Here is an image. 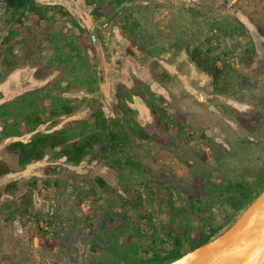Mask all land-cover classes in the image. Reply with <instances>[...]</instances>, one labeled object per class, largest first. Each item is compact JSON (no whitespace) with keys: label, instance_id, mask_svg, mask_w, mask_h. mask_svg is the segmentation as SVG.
Here are the masks:
<instances>
[{"label":"rangeland","instance_id":"rangeland-1","mask_svg":"<svg viewBox=\"0 0 264 264\" xmlns=\"http://www.w3.org/2000/svg\"><path fill=\"white\" fill-rule=\"evenodd\" d=\"M33 1L53 6L46 20L28 10L15 12L0 0V60L9 53L4 37L13 32L17 34L11 42L13 58L18 61L13 71L1 67L0 103L54 81L62 80V88L68 86L73 78L68 69L63 72L52 66L56 56L52 34H76L81 51L76 48L71 56L82 59L86 53L97 64L89 33L68 1ZM84 1L82 6L93 7L100 17L98 13L108 14L123 0ZM111 26L121 29L133 54L122 61L120 75L112 76L111 100L98 88L91 94L86 87H59L57 94L81 107L38 131L92 120L98 107L112 120L116 117L112 107L125 100L134 109L120 113L122 123L132 130L126 151L141 168H118L92 155L73 166L51 153L21 168L17 153L7 150L17 138L0 141V162L11 170L0 177V264H90L93 252L100 254L102 241L119 234L120 226L130 220L145 228V250L151 233L141 217L152 213L160 224L166 221L165 212L153 202L137 197L147 195L146 180L162 196L172 191L184 205L205 181L252 179L264 172V0H134L101 28L110 49ZM196 47L211 49L218 65L225 62L233 67L231 94L214 92L211 76L191 60L189 52ZM79 68L77 73L84 78L86 65ZM7 82L14 92L4 90ZM14 182L12 192H5V186ZM223 209L215 203L202 214L208 231L211 224L219 227L211 240L231 230L247 210L225 225ZM185 221L196 225L198 218L189 212ZM160 236L159 248L173 250L171 239L163 231ZM186 250L188 243L181 248Z\"/></svg>","mask_w":264,"mask_h":264},{"label":"trees","instance_id":"trees-1","mask_svg":"<svg viewBox=\"0 0 264 264\" xmlns=\"http://www.w3.org/2000/svg\"><path fill=\"white\" fill-rule=\"evenodd\" d=\"M93 1V0H92ZM8 6L15 12L28 10L31 14L37 15L40 19H47V12L50 6L38 5L33 0H6ZM52 20V19H51ZM54 38L50 43L56 54L52 60L53 67H59L63 72L68 69V86L62 88V80L54 81L47 87L29 90L20 94L12 100L0 103V141L7 138H17L7 146V150L17 153L19 167L43 160L48 154L54 159H65L69 165H79L88 155L97 159L105 158L113 162L118 168L126 165L140 170L141 166L131 156L127 155V147L130 144L132 130L127 129L120 118V113H133L134 109L122 100L121 106L112 107L116 117L109 120L103 108L98 107L92 114V120L83 119L67 124L53 131L41 132L38 128L48 122L53 124L56 119L63 115H73L81 107L67 97L57 94V89H83L94 94L98 90L99 82L96 73L92 69L87 58L75 59L71 53L76 48L81 51L78 44V36L74 33L52 34ZM16 33L5 35L3 45L9 48L5 51L7 55L0 60L1 67L7 72L13 71L18 66L17 59L13 58L12 40ZM70 48V53H65ZM194 64L209 74L212 78V87L215 93L221 95L231 94L235 90L234 69L229 63L223 62L218 65L219 60L212 54L211 49L203 50L194 48L190 52ZM9 54V55H8ZM79 54V53H78ZM1 59V58H0ZM86 65V76H79V66ZM101 87V86H100ZM131 99V95H129ZM108 100H111L108 98ZM149 107L154 112L152 104ZM56 124V123H55ZM30 134L28 139L22 137ZM10 167L5 162H0V177L10 173ZM102 186L105 182L98 179ZM149 186L145 198L139 193L140 201L154 203L161 213L165 212L166 221H157L156 215L148 213L141 217L146 220L151 233V244L144 250L142 245L146 237V230L138 220H130L120 226L119 234L108 237L104 241L103 248L98 256L94 255L90 264H169L181 257L188 251L194 250L209 241L216 235L219 227L205 226L202 214L209 210L215 203H220L223 209L224 223L229 224L235 220L242 211L247 209L264 191V172L255 178L241 179L229 178L226 182L205 181L193 192L187 203L179 204L172 191L162 196L154 190L153 185ZM49 185V184H47ZM16 184L11 183L5 186L4 191L11 193ZM155 191V193L153 192ZM0 189V193H1ZM142 202H139L140 204ZM192 213L198 218L197 224L193 225L185 221L186 214ZM129 219V218H126ZM166 222V225H165ZM171 239L173 250L165 252L159 248L162 242L160 232ZM185 243H188V250L181 251ZM144 251V256L141 254Z\"/></svg>","mask_w":264,"mask_h":264},{"label":"bare ground","instance_id":"bare-ground-1","mask_svg":"<svg viewBox=\"0 0 264 264\" xmlns=\"http://www.w3.org/2000/svg\"><path fill=\"white\" fill-rule=\"evenodd\" d=\"M169 264H264V191L231 230Z\"/></svg>","mask_w":264,"mask_h":264},{"label":"flooded vegetation","instance_id":"flooded-vegetation-1","mask_svg":"<svg viewBox=\"0 0 264 264\" xmlns=\"http://www.w3.org/2000/svg\"><path fill=\"white\" fill-rule=\"evenodd\" d=\"M69 2L70 6L72 7V10L77 14V16L82 20V22L84 23L89 36L91 38V30L88 29V25H92L93 28H97V33L99 36V41L98 46L95 47L93 45L92 42V46L93 49L96 53V58H97V64L93 65L90 61L89 56L85 53V58L88 59L90 65L92 66V69L94 70V72L96 73V77L98 79L99 82V77H98V67L100 65V54L103 53L104 55V64L106 67V72H107V78H108V85H109V95H105V90L102 89L100 87V83H99V88H100V92H102L103 96L108 99L111 98V93H112V88H111V81H112V76H119L120 75V67H121V63L124 60V58L126 57H131L133 54L132 52L129 50L128 45H127V41L124 39L122 33H121V29L118 26H111V31H110V44H112V49H110L108 46H106V42H104V39L102 37L101 34V28L102 27H106L109 24H111V22L118 16H116L113 20H111L109 22L108 25L104 26L101 19L105 16H107L108 14H103V13H98L101 16H97L93 10V7L91 6H82V4L85 2L84 0H66ZM53 7V6H52ZM51 7V8H52ZM60 9V8H59ZM66 15H69L68 12H64ZM90 19V20H89ZM98 22V23H97ZM119 30V32H117ZM78 41V39H77ZM92 41V38H91ZM142 74H146L145 70H141ZM29 77H27L28 79ZM8 90V92H14L13 86L11 85V83L7 82L4 86V90Z\"/></svg>","mask_w":264,"mask_h":264},{"label":"water","instance_id":"water-1","mask_svg":"<svg viewBox=\"0 0 264 264\" xmlns=\"http://www.w3.org/2000/svg\"><path fill=\"white\" fill-rule=\"evenodd\" d=\"M134 0H123L118 6H116L107 16L103 17L101 19L104 26L108 25L111 20H113L117 15H119L125 8H127ZM90 20V19H89ZM98 23V22H97ZM88 29L91 30V38L93 45L95 47L98 46L99 36L97 33V28H93L92 25H88ZM119 32V30L117 31ZM104 55L103 53L100 54V65L98 67V77H99V83L102 89L105 91V95H109V85H108V78H107V72L106 67L104 64Z\"/></svg>","mask_w":264,"mask_h":264}]
</instances>
